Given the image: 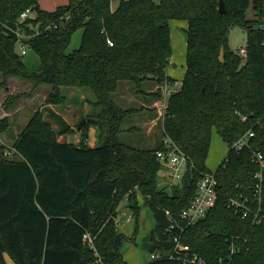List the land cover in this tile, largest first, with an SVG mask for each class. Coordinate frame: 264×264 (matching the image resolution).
<instances>
[{
  "label": "trees",
  "instance_id": "1",
  "mask_svg": "<svg viewBox=\"0 0 264 264\" xmlns=\"http://www.w3.org/2000/svg\"><path fill=\"white\" fill-rule=\"evenodd\" d=\"M112 1L68 0L49 11L40 0H0L5 85L8 74L51 84L55 90L48 100L54 103L66 99L61 85L90 87L102 108L99 117H104L96 122L87 115L81 143L62 142L58 134L72 132L71 124L51 111L49 116L60 126L56 131L37 111L9 150L0 142V264H8L6 254L16 264H92L96 252L110 264H129L120 251L122 234L115 217L125 198L139 210L138 192L155 219L144 247L150 252L168 249L169 244L158 240L166 237V209L179 216L195 196L199 179L211 171L207 158L213 130L230 146L252 129L254 148L264 152V0H225L224 13L220 0H119L115 8ZM28 7L34 14L20 23ZM174 18L188 22L187 67L180 88L167 101L162 135L187 152L195 167L167 190L159 184L160 137L155 148L123 141L119 132L129 109L118 105L112 94L122 80L138 92L148 79L176 81L167 72ZM19 26L26 33L23 41L40 58L34 69L20 51ZM236 26L247 32L246 55L230 46ZM79 28H84L81 45L67 52ZM154 93L159 97L161 90ZM7 122L0 119V134ZM94 123L106 128L101 143L90 145L88 130ZM257 169L251 150L229 149L216 169V205L186 232L184 240L195 251L215 261L228 255L234 243L236 263L264 264V222L252 225L228 207L231 195L251 192ZM88 232L92 241L84 238Z\"/></svg>",
  "mask_w": 264,
  "mask_h": 264
},
{
  "label": "rangeland",
  "instance_id": "2",
  "mask_svg": "<svg viewBox=\"0 0 264 264\" xmlns=\"http://www.w3.org/2000/svg\"><path fill=\"white\" fill-rule=\"evenodd\" d=\"M154 1L159 2L160 0ZM64 2H66V0H44L45 5L48 7ZM118 3L119 0H113L112 8L117 7ZM187 28L188 22L185 19L174 18L170 20L173 56L171 57V64L167 67V72L170 76L181 82L187 67ZM83 32L84 28H79L73 33L71 42L66 50L67 52H72L80 47ZM246 42V30L241 26L234 27L231 31L229 40L231 48L240 53V47ZM23 58L32 69L38 67L40 64V58L33 49L28 48ZM5 76L7 78V86L4 83V73L0 70V119L6 118L8 121L6 129L0 134V142H6L7 148L13 144L14 139L20 134L22 129L25 128L37 111L42 112V115L52 123V127L56 131L59 130L60 126L54 118L49 116L51 111L58 112L69 124H71L73 127L72 132L58 134L57 138L62 142L81 143L82 132L81 128L78 129V126L84 118H87V115H90V118L96 122H99L101 118L104 120L103 116L101 118L99 117L102 108L100 105L95 104L97 95L90 87L61 85L59 91L66 99L54 103L48 100L51 93L55 90L53 85L47 84L46 86V83L37 84L32 79L16 74H8ZM163 84H165V86H162ZM163 84L148 79L145 80L139 88V90L142 89L143 91L138 92V89H135L133 84L129 81L122 80L119 82L118 90L114 92L112 96L118 105L125 109H129V113L123 120L119 132V136L123 141L140 148H155L158 137H160L162 144L165 140L164 138L169 137L167 135H162L167 101L165 99L162 101V104H154L156 100L164 97V89L166 91V88H171L173 85V83L167 82ZM159 90H161V95L157 97L154 92H159ZM9 97L10 101H8ZM27 100H32L30 101L31 104L25 108L21 107L22 110L12 115L2 111L3 109L10 110L13 107L15 108L19 103H28ZM36 108L37 111H34ZM10 118H12L13 121H11ZM100 125L101 124L95 123L90 125L88 130V144L96 145L101 143L103 128H106V126L104 124L102 128ZM229 149L230 146L228 142L225 141L217 130H213L207 166L211 170H216L225 160ZM167 181L168 180L160 175V186H166L167 190H171L173 184ZM131 202L132 205H135V200ZM137 205L139 206V210L136 208L133 209L130 206V201L125 198L119 204L118 213L115 217L119 232L122 234L120 251L129 264H144L148 261L151 252L144 247V244L147 236L155 227V219L152 210L145 204V199L139 192L137 193ZM125 210H127L128 213H132L133 218L131 220L126 219L123 214ZM6 258L8 264H16L9 254H6Z\"/></svg>",
  "mask_w": 264,
  "mask_h": 264
},
{
  "label": "built area",
  "instance_id": "3",
  "mask_svg": "<svg viewBox=\"0 0 264 264\" xmlns=\"http://www.w3.org/2000/svg\"><path fill=\"white\" fill-rule=\"evenodd\" d=\"M33 14V9L28 7L21 13L20 23ZM65 16L69 17V15ZM22 28V26H19L18 29H15V32L20 39V51L22 54H26L29 47L23 41L26 33ZM108 41L111 45L113 44L111 40ZM239 51L243 55L247 54L246 43L240 47ZM181 84L182 82L176 80L171 88H166V92L172 94L180 88ZM254 137L255 132L250 129L231 142L230 148L237 153L246 149L251 150L252 161L258 165V169L255 172L256 182L252 186L251 192L241 191L231 195L228 199V207L250 224L258 225L264 222V152L259 148H254ZM164 139L163 147L156 150V156L161 164L159 172L171 184L178 185L183 182L186 175L193 171L195 165L189 154L181 149L172 138L167 137ZM218 184L216 170L207 171L198 181L195 196L182 209L179 216H174L170 209H166L168 218L165 231L166 237L158 238V240L163 244H169V248H159L152 251L150 258L144 264H154L157 261H172L176 264H238L235 260L238 247L234 243L230 245L228 255H221L215 261H212L195 251L192 245L184 240L188 228L206 218L210 210L216 205ZM123 214L128 220L133 218L132 213H128L127 210ZM84 238L87 241H92L91 233H86ZM97 255L98 258L92 264H110L105 262L101 255L98 253Z\"/></svg>",
  "mask_w": 264,
  "mask_h": 264
},
{
  "label": "crops",
  "instance_id": "4",
  "mask_svg": "<svg viewBox=\"0 0 264 264\" xmlns=\"http://www.w3.org/2000/svg\"><path fill=\"white\" fill-rule=\"evenodd\" d=\"M68 3V0H66V2H64V3H57V4H54L53 6H51V7H48L47 5H45V3H44V0H40V4H41V7L42 8H44V9H46V10H49V11H52V10H54L57 6H59V5H63V4H67ZM178 81V80H177ZM179 82H181V81H179ZM47 84L48 83H46V86H47ZM35 85H36V83H35ZM49 85H51V84H49ZM42 86V85H41ZM162 86H165V84H163ZM168 86V85H167ZM39 87V86H38ZM163 95H164V97H161L160 99H158V100H156L155 102H154V104L156 103H158V104H162V101L163 100H165L166 99V101H168V99H169V94L165 91V89H164V93H163ZM33 97H35V96H33ZM30 101H32V100H27V102L28 103H19V105L18 106H16L15 108L13 107V108H11L10 110H2L4 113H8V114H13V113H16L17 111H19V110H22V108H25L26 106H28L29 104H31L30 103ZM20 102V101H19ZM18 104V103H17ZM22 107V108H21ZM34 111H37V108L36 109H34ZM1 117V116H0ZM11 119V121H13V119L12 118H10ZM6 143V142H5ZM91 145H93V144H91ZM12 145H10L9 146V148L7 149V150H9L10 149V147H11ZM12 258V257H11ZM7 259V258H6ZM15 262V261H14ZM7 263H8V260H7ZM16 263V262H15Z\"/></svg>",
  "mask_w": 264,
  "mask_h": 264
},
{
  "label": "water",
  "instance_id": "5",
  "mask_svg": "<svg viewBox=\"0 0 264 264\" xmlns=\"http://www.w3.org/2000/svg\"><path fill=\"white\" fill-rule=\"evenodd\" d=\"M219 11L220 12H226L227 8H226V4H225V0H220V5H219ZM87 121V118H84L83 121L81 122V124H79L78 129L81 128V126Z\"/></svg>",
  "mask_w": 264,
  "mask_h": 264
}]
</instances>
